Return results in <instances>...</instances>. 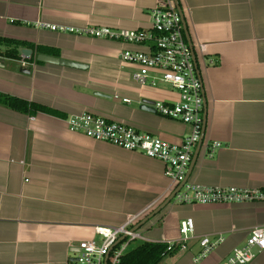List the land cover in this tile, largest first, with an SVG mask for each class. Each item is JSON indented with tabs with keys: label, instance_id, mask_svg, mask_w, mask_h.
Returning a JSON list of instances; mask_svg holds the SVG:
<instances>
[{
	"label": "crops",
	"instance_id": "0c3cea01",
	"mask_svg": "<svg viewBox=\"0 0 264 264\" xmlns=\"http://www.w3.org/2000/svg\"><path fill=\"white\" fill-rule=\"evenodd\" d=\"M156 6V0H0V37L33 47H21L19 60L0 58V95L51 112L0 104V264H77L78 246L93 239L94 228L120 226L150 206L154 212L173 195L161 161L67 125L89 112L182 144L190 127L151 107L174 102L176 92L162 82L142 88L137 68L121 60L125 51L149 53L151 44L41 27L149 32ZM180 6L204 84V142L221 145L212 157L201 148L187 182L264 192V0ZM23 50L33 52L32 62ZM40 55L69 65L38 62ZM187 219L194 234L183 242L180 224ZM255 227L264 228V201L171 203L140 230L144 243L175 244L160 264H222ZM218 234L224 243L195 262L201 238ZM251 264H264V252Z\"/></svg>",
	"mask_w": 264,
	"mask_h": 264
},
{
	"label": "built area",
	"instance_id": "2783aa9c",
	"mask_svg": "<svg viewBox=\"0 0 264 264\" xmlns=\"http://www.w3.org/2000/svg\"><path fill=\"white\" fill-rule=\"evenodd\" d=\"M156 1L157 6L151 11L149 32L83 30L48 24H41V27L56 32L87 33L99 38L136 44L150 43L149 53L125 51L121 54V60L124 64L137 68L138 72L134 75V79L142 88L153 89L162 82L176 92L177 99L174 102H155L151 107L161 116L189 126V135L180 145L170 144L123 122L89 112L68 118L69 130L91 140L109 143L123 150L139 152L147 158L161 161L165 166V176L171 180L173 194L177 192L170 204L209 205L264 201V192L258 189L208 188L185 182L195 150L204 133V84L201 71L194 62L192 49L186 40L183 16L176 0ZM177 1L181 4L184 0ZM23 65H26V62H23ZM115 98L118 99V96ZM122 101L130 104L128 99ZM202 147L205 148V155L212 157L221 145L217 143L210 147L203 141ZM152 207L137 215L128 216L120 226L94 228L93 239L78 246L77 264H122L124 256L132 251L129 250L132 243L145 242L141 230H136V227L153 212ZM179 232L181 241L190 239L194 234L193 220L182 221ZM224 241L225 237L221 234L214 238L210 235L203 236L200 241L202 252L195 258V262L203 260ZM174 249V243L167 244L169 252H173ZM262 252H264V228L255 227L245 244L235 248L222 264H251Z\"/></svg>",
	"mask_w": 264,
	"mask_h": 264
},
{
	"label": "trees",
	"instance_id": "16d2710c",
	"mask_svg": "<svg viewBox=\"0 0 264 264\" xmlns=\"http://www.w3.org/2000/svg\"><path fill=\"white\" fill-rule=\"evenodd\" d=\"M21 47L33 49L29 44L0 37V58L19 60L21 58L19 51ZM39 52L44 53L42 50H39ZM30 61L32 62L33 58ZM0 104L14 111L27 114H33L34 112L51 113L50 110H46L41 106L8 96L0 95ZM174 252L175 250L169 252L165 244L143 243L128 252L124 256L122 264H160Z\"/></svg>",
	"mask_w": 264,
	"mask_h": 264
},
{
	"label": "water",
	"instance_id": "95a60500",
	"mask_svg": "<svg viewBox=\"0 0 264 264\" xmlns=\"http://www.w3.org/2000/svg\"><path fill=\"white\" fill-rule=\"evenodd\" d=\"M176 3H177V6H178V9H179L180 13L182 14L181 6H180V4H179V2L177 0H176ZM182 16H183V14H182ZM183 25H184V33H185L186 40H187L190 48L192 49L193 56H194V62L196 63V66L198 67L197 59H196L195 54H194L193 45L191 43V39H190L189 34H188V31H187V25H186V22H185L184 17H183ZM32 55H33V52L31 50H23L22 51V57H23V59H28L29 60V59H31ZM37 61L38 62H49V63H60L62 65H67V66L69 65V64L64 63L63 61H60V60L58 61V59L46 57V56H43V55L38 56L37 57ZM142 109H144V110H150V107L148 106L147 103H144L143 106H142ZM206 124H207V104H206V100H205V102H204V133H205ZM204 133H203V135L201 137V140H200V142H199V144L197 146L196 152L194 154L193 160H192L191 165H190V169L194 165L195 160H196V158H197V156L199 154V151L202 148V144H203V141H204ZM188 176H189V174H187L186 181L185 182H187ZM176 193L177 192H175L170 198H168L157 210H155L147 218H145L136 227V230L142 229L151 219H153L156 215H158L161 211H163L170 204L171 200L174 198V196H175Z\"/></svg>",
	"mask_w": 264,
	"mask_h": 264
},
{
	"label": "rangeland",
	"instance_id": "374dc122",
	"mask_svg": "<svg viewBox=\"0 0 264 264\" xmlns=\"http://www.w3.org/2000/svg\"><path fill=\"white\" fill-rule=\"evenodd\" d=\"M141 244H143L142 241H138V242L132 243V244L130 245V249H129V250H133V249H135L136 247H138V246L141 245Z\"/></svg>",
	"mask_w": 264,
	"mask_h": 264
}]
</instances>
